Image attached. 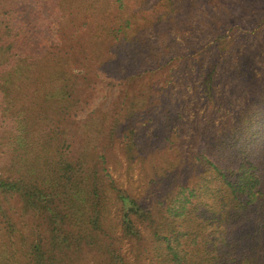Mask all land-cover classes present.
Wrapping results in <instances>:
<instances>
[{"label":"trees","instance_id":"1","mask_svg":"<svg viewBox=\"0 0 264 264\" xmlns=\"http://www.w3.org/2000/svg\"><path fill=\"white\" fill-rule=\"evenodd\" d=\"M215 1L0 0V264H131L124 239L150 264H264V67L255 55H221L234 26L243 37L257 33L264 0H223V13L206 12L213 24L235 20L212 39L218 53L198 77L210 110L196 128L190 177L173 170L151 206L116 184L104 156L103 166L93 163L87 146L90 130L112 135L123 110L136 119L148 108L144 94L131 98L136 76L123 74L130 64L121 57L139 63L150 54V32L183 26L194 8ZM234 76L244 100L212 135L216 80ZM99 87L122 100L88 116L89 93ZM160 96L151 120L170 141L163 132L176 130L171 120L181 113ZM167 107L163 128L158 116Z\"/></svg>","mask_w":264,"mask_h":264},{"label":"rangeland","instance_id":"2","mask_svg":"<svg viewBox=\"0 0 264 264\" xmlns=\"http://www.w3.org/2000/svg\"><path fill=\"white\" fill-rule=\"evenodd\" d=\"M222 1L216 0L207 8L204 5L194 8L195 11L192 17L185 22L186 24L182 23L183 26H181V23H173L169 24L164 32L158 33L155 30L150 32L149 36L154 41L150 47V54L144 55L139 63L130 62V55L122 56V61L130 64V68L123 74L128 77L136 76L129 94H131L132 99L136 100L144 94L145 101H147L146 99L150 100L148 108L142 114L137 113L138 116H141L136 119L129 118L130 109L123 110V116L120 118V122L123 123L122 127L112 135L111 132L108 133L110 131L108 128L106 129L107 132L105 131L103 134L96 128L93 131L90 130L92 139L87 146L92 162L103 166L104 159L102 156H104L106 159L105 167L116 184L122 190L148 205H156L158 194L167 190L166 183L170 181L167 176H171L173 170L174 172L187 171L188 165L193 161L194 153L198 151V146L195 144L196 140H199V135H195L196 128L205 125L210 110V105L205 106L200 98L201 88L198 84V77L203 72V66L210 55H215L214 53L217 52V47L211 42L212 39L217 37V34L226 26L229 25L230 27L234 23L232 21L235 20V17L229 16L226 24L222 25L221 20L216 24L211 22L214 15H208L206 12L223 13L226 8L224 4L220 5ZM238 12L239 7L235 10L236 14ZM263 18L264 14L260 19ZM232 29V36L234 37H226L225 40L229 41L222 44L226 48H224L223 53L220 52L221 55H236L235 59L240 55H255L257 63L264 67V21L257 29V33L249 37H243L241 30L235 26ZM231 38L234 40H231ZM247 46H250V52L246 51ZM235 76L229 80L221 78L216 80L215 90L218 102L216 111L211 117L213 126L210 125V129L212 135L220 133L223 123L235 117L234 110L244 100L245 96L242 88L233 86L232 81H237ZM244 84L248 85V82H244ZM162 92L167 93L170 103L177 105V109L181 113L178 121L171 120L177 131L173 130L172 126L168 128V123L164 119L169 107L163 108L162 113L158 116L161 127H167L163 133L170 132V135H172L170 141L159 136L161 132L158 134L157 118L151 120V117H154L152 105L161 100L160 94ZM113 98L117 102L122 100L121 96H114L113 90H110V88L99 87L96 91H90L89 101L86 102V107H84V110L87 111L85 114L91 113L88 116H92L95 109L103 107L106 110L107 105L111 103ZM227 98L230 99L231 104L225 101ZM221 101L226 105L221 106L219 103ZM75 120L76 118L73 121L71 120L70 125H73ZM131 121H136V123L131 124ZM142 121L149 122L143 129H139ZM76 125V123L73 125L75 129L79 127ZM73 126L71 130H73ZM136 128L137 137L135 141L131 129L135 130ZM205 128H208V126H205ZM97 132L99 133L97 134ZM80 134L83 135L82 139L84 140L85 133L81 132ZM184 167H186V170ZM180 175L182 178L185 176L190 177V172L180 173ZM163 181L164 184L161 186ZM116 198L117 193L113 191V201ZM118 207V204L112 207L113 223L117 221L115 209H118ZM120 234L121 227L119 226L116 235L119 236ZM121 250L131 264H150L148 258L137 254L136 245L131 244L127 239H124Z\"/></svg>","mask_w":264,"mask_h":264}]
</instances>
